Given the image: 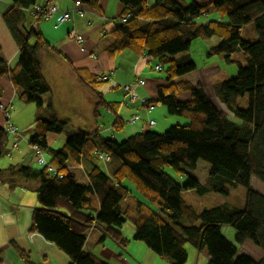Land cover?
<instances>
[{"label": "trees", "instance_id": "16d2710c", "mask_svg": "<svg viewBox=\"0 0 264 264\" xmlns=\"http://www.w3.org/2000/svg\"><path fill=\"white\" fill-rule=\"evenodd\" d=\"M40 1L8 0L12 6L3 13L2 22L18 47V59L9 68L0 57V76H8L17 91V99L39 108L41 96L50 89L42 74L38 52L49 50L61 56L39 32L25 29L27 14L32 16L29 10ZM71 1L99 10L100 0ZM118 2L120 18L133 19L122 22L119 18L120 24L112 30L113 43L107 47V54L114 57L129 49L155 62L152 71L160 64L158 72L163 73L166 85H158L157 98L144 104L161 105L167 115L183 117L187 122L173 124L161 134L150 130L118 143L96 132L77 129L61 148L52 149L46 143V136L63 133L69 120L48 103L44 106L47 116L34 118L33 135L27 144L31 149V145H37L48 164L58 168L62 178L50 176L45 167L10 165L0 168V183L11 188L22 179L38 180L37 205L28 231L38 233L62 251L69 264H107L82 249L87 235L93 227L98 228L101 242L108 239L118 248H124L130 240L119 229L126 221L134 226L132 241L141 242L171 264L186 263L187 244L197 253L205 251V264H264V257L254 262L243 254L238 255L236 247L250 242L264 254V194L249 187L251 177L264 187V0H191L186 6L175 0ZM210 10L224 20L198 23L197 19ZM248 25L254 26V41L242 37ZM210 37L220 41L206 53L207 57L223 55L227 59L239 49L245 58L244 66L236 63L234 77L213 87L225 107L224 112L208 99L198 81L194 61L179 56L188 52L194 40ZM73 72L92 98L93 117L98 108L115 112L114 105L104 101L99 92L107 80L99 81L86 68L73 67ZM181 92L189 94L188 101L177 100ZM244 97L247 105L242 109L240 99ZM117 123L116 119L114 129L118 128ZM8 143L1 126L0 159L6 157ZM199 161L207 163L209 168L203 184L189 174L195 171ZM76 165L83 167L87 183H77L70 170ZM164 166L177 175H185L184 183L169 178L162 170ZM239 186L245 189L240 209L223 204L196 212L182 198L183 192L191 190L200 195L211 192L228 196L231 189ZM221 226L234 230L236 246L223 237Z\"/></svg>", "mask_w": 264, "mask_h": 264}, {"label": "crops", "instance_id": "0c3cea01", "mask_svg": "<svg viewBox=\"0 0 264 264\" xmlns=\"http://www.w3.org/2000/svg\"><path fill=\"white\" fill-rule=\"evenodd\" d=\"M53 2L61 9H66L73 4L71 0ZM11 6L8 0H0V57L6 61L9 68H12L18 59V47L14 44L6 26L2 22L3 13ZM120 13L121 7L118 0H100L98 11L85 8L84 14L74 17L65 23H56L54 19L47 22L35 21L32 16L27 14L24 24L25 29L34 30L43 35L47 44L51 45L55 52L63 56L68 63L61 56H57L49 50H40L38 52L37 57L42 67V74L50 89L48 93L41 97L42 106L40 108L33 107L30 103L24 104L19 101L17 99V91L13 89L8 76H0V103L4 105L7 103L12 104V122L22 136H24L23 132L28 125L32 124L31 128H33V121L36 116H47L44 106L48 103L53 104L61 117L63 116L67 120L71 119L73 121L74 125L71 129L76 128L88 133L96 132V134L111 138L117 143L124 141L128 136L150 131V129L158 125L159 120L170 124L172 119L169 117L172 115H167L163 106L153 103L154 108L148 112L146 104L141 101L155 100L157 98L156 89L158 85H166L163 77L149 80V73L147 72L151 71L153 61L129 49H124V51L115 54L114 57H110L107 54V47L113 43L112 30L120 24ZM222 20L224 19L221 16L210 10L206 16H200L197 22H221ZM72 28L83 34V49H80L79 45L68 37V32ZM244 35L247 36L246 40L254 41L256 36L253 25H248L243 29L242 37ZM214 38L194 40L188 49V53L179 56H187L196 65L193 54L198 49L204 52L207 63L201 71L197 70V75L199 74L198 81L203 85L204 92H206L210 102L224 112L225 107L217 99L213 87L229 77H234L237 72L235 67L237 62L234 60V56L236 53L243 55L239 49H236L227 59L223 55L207 57L206 53L220 41L218 38ZM73 67L86 68L91 75L95 76L108 75L107 81L104 82L99 92L104 101L114 105L115 112L98 108L95 117H93L92 98L87 90L78 83L74 76ZM225 67L230 71V75L224 74L223 69ZM136 78L145 80V85L135 89V95L138 97L137 101L128 102L126 100L127 96H124L121 87ZM189 97L188 93L181 92L176 98L179 101H188ZM131 115L139 117L138 122L135 124H124V119ZM116 119L118 128L114 129L113 124ZM149 120L154 121V126H148ZM2 124V115L0 113V127ZM165 130L161 129L157 133L161 134ZM51 138L57 137L47 135L46 143H48V146L52 149H59L49 143L50 140H54ZM62 143L63 141L61 140L59 146L62 147ZM26 147L20 149V151H14L10 155V158H13V162L0 168L6 169L10 165L36 168L37 165H35L32 149L29 145ZM32 160L33 163H31ZM24 161H27V163ZM203 169H205L206 174L203 180H198L201 184L204 183L209 172V168L203 167ZM70 170L73 174L76 170L83 178L81 184L87 183L86 174L82 166H71ZM37 186L38 180L35 178L22 179L19 185L11 188L6 184L0 183V258L2 264H69L67 256L62 251L50 242L44 241L38 233L28 231L31 221L30 217L37 203L35 202V195L33 199L27 198V195L33 191L36 193ZM189 192L185 191L182 195ZM100 237L101 230L93 227L89 231L82 249L87 253H92L90 249H102L108 246L107 239L101 242ZM16 248L22 253H19ZM148 251L150 252L146 248L141 251L144 259L139 260V264H156V260L157 263L163 262L162 259L158 261L159 259L153 258L150 254L151 252L149 253ZM196 255H201L204 263L207 261L205 251L198 252Z\"/></svg>", "mask_w": 264, "mask_h": 264}, {"label": "rangeland", "instance_id": "374dc122", "mask_svg": "<svg viewBox=\"0 0 264 264\" xmlns=\"http://www.w3.org/2000/svg\"><path fill=\"white\" fill-rule=\"evenodd\" d=\"M175 1H178L183 6H186L188 3L191 2V0H175ZM194 1L198 2L201 0H194ZM253 29H254V26H253ZM244 39H247L246 35H244ZM186 53H188V52H186ZM186 53H182V54H186ZM193 56H194V60H196L197 70L201 71L203 66L207 63V61L205 60L204 52H202L201 49H198L193 54ZM234 60L237 63L241 64L242 66L245 65V58H243V56H241L238 53L235 54ZM154 63L155 62H153V64ZM235 64H233V65L235 66ZM223 70H224V74L230 75V73H229L230 71L227 69V67H225V69H223ZM232 70H234V69H232ZM147 73H149V76H148L149 80H152V78L158 79V78L163 77L162 72L155 73L154 71L151 70V71H148ZM230 78L231 77H229L228 79H230ZM144 83H145V80H144ZM246 105H247L246 98L244 97L243 99H240L241 108L245 109ZM31 106L34 107L35 105L32 104ZM41 116H44V115H41ZM169 118L172 119L170 124H166L164 121L159 120L158 125L155 128H152L150 130L155 131V129H156L155 132H159L161 129H167L166 127L167 126L169 127V125L170 126L173 124L182 125V124H185L187 122V120L183 117L181 118V117L172 115ZM68 120H70V121L68 122V125L63 130V133H61V134H55V133L48 134L50 137H52V136L57 137V138H51L54 140L49 141V143H51L52 146L60 148L61 146H59V145H60L61 140L63 141V143L61 145H63L65 143L64 141L67 138H69L70 136L74 135V133L77 132L76 128L71 129L74 125L73 121L71 119H68ZM11 121H12V119H11ZM24 121H25V119H24ZM31 127H32V124L28 125V127H26V129L24 130V132H23L24 141H23V139L20 141V145L17 149L18 151H20V149L27 148L26 146L28 144L26 141H28L30 136L33 135ZM48 140H49V138H48ZM10 162H13V158H10V159L7 158L6 159V157H3L0 159V167L8 165V164H10ZM24 162L27 163V161H24ZM31 163H33V160ZM35 165H36V163H35ZM101 166H102V168L104 167L103 164H101ZM203 167H206L208 169V164L204 163L202 161H199L195 171H189L190 176L193 177L194 179H197V180H203V177L206 174L205 169H203ZM162 170H164L165 173L168 175V177L171 178L173 181H177L179 184L184 183L185 175L184 176L183 175H181V176L177 175L168 166H164ZM74 174L76 176L77 183L81 184L83 182V178H81V176L79 175V173L76 170H75ZM127 187L130 189L132 186L127 184ZM249 187L252 188L255 192H257L260 195L264 194V187L262 186L261 183H259L257 181V179L255 177L250 178ZM244 192H245V189L240 187V186H239V188L231 189L228 196H224V195H221L219 193L215 194V193H211V192H209L207 194L200 195V194L196 193L195 191L191 190L189 193H184L182 195V198H183L184 202H187L188 204H190L195 209L196 212L203 210V209H207V208L217 207L218 205H223V204L226 206L234 207L236 209H240V207L244 203V199H243ZM34 195L36 196V193L33 191L27 195L28 196L27 198L30 197L33 199ZM35 196H34V198H35ZM138 198L141 199L140 197H138ZM35 200H36L35 202L37 203L36 198H35ZM141 201H143V203L146 204L147 206L149 205L143 198L141 199ZM119 231H120L121 235H123L124 237H126L130 240V242L128 244V248H127V246H125L124 248H118L117 246L114 245V243L112 241L107 239L106 242H107L108 246H106L102 249L101 248L90 249V251L99 260H103L107 264H139V260L144 259V256L142 255L141 251L144 248H146V249H148V248L145 247V245H143L141 242L134 241V240L132 241L134 226H132V224L129 221H126L125 223H123L121 225V228L119 229ZM97 233H99V232H97ZM220 233L223 235V237L229 243H233L234 245L236 244L234 241L235 232L231 227L221 226L220 227ZM236 247H237V254L238 255L243 254V255L247 256L248 258H250L254 262H259L264 257V254L257 247H255L253 244H251L250 242H244V244H242V246H236ZM185 249H186L187 256H188V259H187L185 264H203L204 263L202 260V256L196 255L197 252L194 250V248L191 245L187 244L185 246ZM150 254H151V256H153V258L159 259L158 261H161L160 259H162L163 262H158V263L156 262L157 261L156 260L155 261L156 264H171L167 258L165 259V258L157 256L156 254L154 255L153 252H151ZM197 256H198V259H197ZM196 259H197V261H196Z\"/></svg>", "mask_w": 264, "mask_h": 264}, {"label": "built area", "instance_id": "2783aa9c", "mask_svg": "<svg viewBox=\"0 0 264 264\" xmlns=\"http://www.w3.org/2000/svg\"><path fill=\"white\" fill-rule=\"evenodd\" d=\"M30 14L34 16L35 18H39L43 22H47L48 20L54 19L56 23H65L68 22L70 19L74 17H79V15L84 14L85 8L83 7L82 3L80 1H74L71 6H69L66 9H61L56 5L54 2H50L48 0H41L40 3H36L35 6L29 10ZM127 19H133V17L129 16H123V18H120L122 22H125ZM68 37L79 45L80 49H83V41L84 36L82 33H78L74 28L70 29L68 32ZM154 71L158 72L161 70V65L157 64L154 68ZM108 79V75L104 76H98L99 81H106ZM137 85L144 86V81L140 79H136L135 82H129L126 83L124 86L121 87V90L124 94V96H127L126 100L128 102H135L137 101V96L135 95V89L137 88ZM142 103H145V100H141ZM154 106L152 104L147 105V111L149 112L152 110ZM12 104L7 103L6 105L0 103V113L2 114V130L3 132L8 136L9 138V147L8 151L6 153V157L10 158L11 154L16 151L19 147V143L22 140V137L20 134H18L17 128L12 123ZM139 120V117L135 115H131L130 117H127V119H124V124H135ZM148 126H154V121L149 120ZM32 150L35 155V163L36 165L40 167H45L47 173L50 176H55L58 179L62 178L61 173L59 172L58 168L53 167L48 164L45 155L41 151V149L37 145H31ZM99 157L101 159L107 160V158L103 156V154H99Z\"/></svg>", "mask_w": 264, "mask_h": 264}, {"label": "bare ground", "instance_id": "6f19581e", "mask_svg": "<svg viewBox=\"0 0 264 264\" xmlns=\"http://www.w3.org/2000/svg\"><path fill=\"white\" fill-rule=\"evenodd\" d=\"M37 19V18H36Z\"/></svg>", "mask_w": 264, "mask_h": 264}]
</instances>
